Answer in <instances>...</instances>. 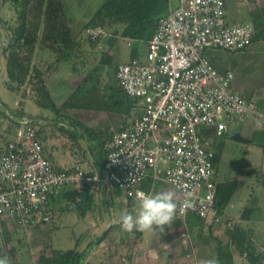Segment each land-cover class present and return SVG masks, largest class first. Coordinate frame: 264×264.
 Here are the masks:
<instances>
[{
	"label": "built area",
	"instance_id": "1",
	"mask_svg": "<svg viewBox=\"0 0 264 264\" xmlns=\"http://www.w3.org/2000/svg\"><path fill=\"white\" fill-rule=\"evenodd\" d=\"M106 32L90 27L84 37L96 40ZM256 32L252 23L230 19L226 0H178L158 21L145 61L117 68L119 86L135 106L124 126L112 130L104 174L59 167L42 138L44 123L17 119L0 151V246L5 226L14 233L51 227L66 192L111 185L138 200L149 178L176 191L182 218L224 221L214 138L230 134L257 109L236 88L234 72L218 70L208 54L246 49ZM22 89L34 97L29 84ZM228 226L234 228L232 221Z\"/></svg>",
	"mask_w": 264,
	"mask_h": 264
},
{
	"label": "rangeland",
	"instance_id": "2",
	"mask_svg": "<svg viewBox=\"0 0 264 264\" xmlns=\"http://www.w3.org/2000/svg\"><path fill=\"white\" fill-rule=\"evenodd\" d=\"M105 1L106 0H64V9H66L67 16L72 20V25L74 28L73 30L76 34V37L79 39V43L74 48L75 53L78 54L70 56L73 57L71 59L76 58L77 60H81L78 59L77 56L82 53L83 44L85 46H88L89 44L88 40L84 37L85 31L87 30L86 25L89 24L96 11ZM176 3L177 0H171V7H175ZM226 3L227 11L229 12V16L232 21L237 20L240 22L254 23L253 25H255L257 30L256 34H258L260 30L264 29V0H226ZM45 6L46 0L44 1L43 8H45ZM20 10L21 7L14 1L0 0V34L4 41L0 44V57H7V46L9 40L12 38L13 33L20 25ZM36 12V8L33 11L31 10V15H29V23L31 22L32 24L35 20L36 16L33 15ZM42 12L44 13V11ZM42 28L44 31L45 26ZM106 31V35L100 38L99 41L101 43L97 46H101L104 53L113 50L115 59L118 58L120 61H125L130 58L129 56L131 49L134 50V48H137L140 58H145V53L147 52L142 43H137L138 47L133 43H130L131 45L129 46L128 41H126L127 39L120 37V34L123 31L122 26H110L107 27ZM96 48L95 53L92 56V60L95 61L96 66H100L103 64V61L101 62L103 51L101 52L100 47L97 49ZM210 55V59L214 62L218 61V65L221 68H228L234 71L235 82L240 83L242 81V84L245 83L246 87L250 91H254L255 93L260 91L264 94V38L257 39L256 41L252 42L248 48L242 51L229 52L216 50L211 51ZM31 62L32 63L29 66L30 76L27 77L25 84L28 82H33V74L31 71L34 69L33 67H37V65L33 63L32 58ZM98 68H96L94 71H96L97 76H100L101 72ZM4 78V73L0 69V97L9 101L8 110L13 112L16 95L4 91V85L2 83ZM100 79H103V77ZM91 85L96 87V89L102 95L104 94L105 88H103L104 86L101 83L97 82V78L95 83ZM19 95L22 96V94ZM8 97L10 98L7 99ZM104 98L105 97H102V101H100L102 104L103 102L106 103L107 101L104 100ZM118 99L119 100H116L114 104H107L102 107L101 110L111 114L125 113L126 108L120 104L122 103L121 100L123 99L120 97H118ZM78 100L79 99L76 97V99L71 100V102L67 103V105L64 103L60 108L61 114L38 108L34 99L33 102L26 101L25 103V110L27 111V114L33 117V119L37 118L38 114H42L45 116L48 115V117L53 120L52 122L54 123H52V128L49 131H43L41 135L45 136L47 140L49 139L51 143L60 142V148L57 153L67 161H71V159L72 161L84 160L85 154L91 153L88 149L89 145L90 147L92 146L93 151H99V138L97 136L90 135L82 127L79 130H76L78 133L86 136L85 140L82 141L84 145L81 146L74 138L75 135H79L75 130L71 129L70 126L69 128L55 123V121L62 122V120H64L68 122L75 121L74 123L77 124L80 113L79 110L76 109ZM261 104L264 105V100ZM126 117L128 118L129 116L126 115ZM260 119L261 121H264V117H260ZM250 123L251 122H245V126ZM0 124L3 125V129H0V137L7 141L11 137V133L16 128H14L11 121L6 119L5 116H1V114ZM234 126H236V124ZM220 140L222 142L223 151L221 160H219L218 164L219 180L226 181L230 177L238 176L242 168H245V165L252 163V167L258 172H255L256 174L249 173L246 177H248V182L250 185H253L251 188L253 187L254 191L257 194H260L261 190L259 187H262V181L258 179V175L262 163L264 162V155L261 148L251 143H237L232 141L228 136L221 138ZM214 150L215 152L220 151V149L216 147ZM243 188L248 190L246 187ZM105 191L102 192L100 189L94 190V194L96 196V201L93 205L94 208L91 211H88L86 214L89 215L88 218H91L90 220L85 218L86 215L82 214L78 206L79 199L76 198L75 200H72V202L66 200L65 204L62 206V209H60L58 212V214L60 213L59 216L56 218L51 227H48L45 230L14 233L9 230L7 226H5V243L3 242L4 244L0 246L2 249V256L0 258L7 257L10 261V264H40V260H44L49 257H54L57 259L59 257L58 252L65 253L70 250H77L80 252L88 251V257L90 254L92 255V253L95 252L93 249L98 246L95 250H99V253L94 255L92 259L89 258V261L85 260L87 262H84L83 264H100V262L103 263L101 260L105 257V259H108V257L112 258L114 260V264H125L124 262L126 260L131 259L130 257L136 248L135 244H138V239H141V233L135 230H133L131 233H128L120 227L118 235L111 233L109 236L110 245L104 244L105 239L101 241L99 240L101 235L106 232H104V230H106L110 225L108 224V226H106V224H103L101 229L96 230V226L100 223L93 225L92 222L96 219H92L97 217L92 216H101L100 213L107 212L106 209L109 208V204H107L104 199L109 198L110 200V198L114 196L118 198V193L112 192L113 190H109L110 192L108 190ZM123 198L126 200L125 195ZM262 202L264 209V201L262 200ZM138 204L139 202H135V206L138 207ZM130 210L131 212L127 213L124 212L125 210L121 211L118 218H122V216L125 214L131 213L135 215L137 213L135 208L131 206ZM226 213L231 214V216L234 215L235 217L239 214L238 210L230 208L226 209ZM106 218L107 221H109V216L107 213ZM190 218L192 219L191 216L185 219L182 218L179 215L177 208L176 219L170 226H165V231H167L166 236H168L167 241L177 248L178 253L175 254L180 255V253L183 252L184 255H190L191 260L196 262L197 258H202L205 260L216 258L217 250L220 246L219 241H222L225 245L231 244L232 231L228 226L230 217L225 219L223 215L225 220L221 221L217 227L210 226L208 220L195 219L190 222L188 221ZM234 222L236 226L238 222L235 221V219ZM210 227H212L211 231ZM245 228H247V230H251L249 226H245ZM155 231L160 232L158 229ZM95 232L98 233L97 236L95 235ZM151 232L152 231L146 232L148 238ZM184 232L187 233V235H184ZM212 234L216 235L213 236ZM119 238L125 239L130 245H127L126 242L120 243L121 239L118 240ZM252 239L253 246L257 249L260 260L264 261V221L259 224V228L256 229L254 234L252 233ZM96 243H99V245ZM233 247L232 249L228 250L229 252H227L234 257L236 264H240V261L246 259V254L240 252L238 249H236V247ZM128 249H132L133 251H128ZM12 250L14 253L10 255L9 253ZM93 259L99 262H94Z\"/></svg>",
	"mask_w": 264,
	"mask_h": 264
},
{
	"label": "crops",
	"instance_id": "3",
	"mask_svg": "<svg viewBox=\"0 0 264 264\" xmlns=\"http://www.w3.org/2000/svg\"><path fill=\"white\" fill-rule=\"evenodd\" d=\"M177 4H178V0H177L175 7L177 6ZM171 8H174V7H171ZM236 17H237V15H236ZM262 30H264V29H262ZM262 30H260V31H262ZM126 41H128L129 46L132 43L137 45L136 42H133L131 40H126ZM78 43H79V39L77 38L76 44L74 45V47L71 48L67 53L64 54V53H61L64 51V49H63V51L60 50L59 52H54L47 45H45V43L39 42L36 45V47L31 51L30 57L32 58L33 63L36 64L38 68L43 67V65H47V66L52 67L51 72L47 77V86H48L50 93L52 95V98H53V100L56 103L58 108H61V106L64 103H66V101L75 93V91L78 88L83 87V89H81V91L76 95L77 99H79L77 104H76L77 105L76 109H78L80 112L79 117H78L80 121L79 120H77V121L79 123L83 124L84 126L88 127V128H92V129H95L99 132L100 131L102 132L101 137L100 138L98 137L99 138L98 139L99 151H93L92 146L90 147V145H89L88 149L90 150L91 153L85 154L84 160L72 161V159H71V161H67V160H64L57 153V151H59V148H60V145H59L60 142L51 143L49 141V139L47 140L45 138V136H43V135H42V138H43L44 142L46 143V149H47L49 156L59 167H62L64 169H73L76 167H82L87 172L96 171V173L102 174L101 172H102L103 167L101 166V163H100L101 162L100 161V148H101L100 143H101V140L103 142H108L109 140H111L112 130L113 129H120L121 127H123L127 117H126V112L120 113V114H118V113L117 114H111V113L102 111L101 108L107 104H110V103L114 104V102L116 100H119L118 97H120L121 99H124L125 94L121 90V87L119 86V83H118L117 78H116V72H117V68L120 64L127 63L131 60H134V58H133L134 56L132 53L133 50L131 49V53L129 56L130 58H128L125 61H120V60H118V58L117 59L114 58L113 50L104 53L101 46H99L101 48V52L103 51V54H102L103 57L101 58V62L103 61L102 62L103 64L100 66H96L95 61L92 60V56L95 53V48L101 42L99 41L95 46L93 45V43H89L88 46H85L83 44V48H82L83 51H82V53L79 54V56H77L78 59H81V60H77L76 58L71 59L73 57H70V56H74V55L78 54V53H75V50H74L75 46H77ZM142 44L144 45L146 52H147L148 43H142ZM99 47H97V48H99ZM251 51H252V49H251ZM145 55H146V53H145ZM136 56H137L136 59L141 60V61H145V59H146V56L144 59L140 58L139 52L137 53ZM76 63H77V65H76ZM212 63L214 64V66L218 70H220L222 72L231 70L228 68L227 69L221 68L218 65V61L217 62L212 61ZM96 68H98L100 70V72H101L100 76H97L96 71H94ZM0 69L3 71L4 76H5L4 80L2 81V83L4 85V91L7 93H12V94L16 95L14 106H13V108H14L13 112L8 110L9 101L4 100L2 97H0V104H4V106H5V109L2 110V112H0L1 116H5V114H6V116H8V117L11 116V119L17 120L19 118H16L15 116H17V114H18L17 112H19L20 106H22L24 109L23 113L25 114L24 118L30 117L31 119H33V117L31 115L27 114V111L25 110V103H26V101H32L33 102L34 98L31 96H28V95H27L28 97L19 95V94L23 93L22 88L25 85L21 88V91L9 90V87H7V85H6L7 83H10V78L8 76L6 57H3V56L0 57ZM102 77H103V79H100ZM96 78H97V82L101 83L104 86V87L103 86L102 87L105 88V92L103 94L104 96L96 89V87L91 85V84L95 83ZM26 84H28V83H26ZM235 86L239 91H241L244 94V96L248 100H252L256 103L257 112L255 114H251L247 117V120L245 122H251L250 124L245 126V122L237 123L236 126L232 127L230 134H228L227 136L232 141H235L237 143H251V144L261 148V150L263 151L262 153L264 155V121H261V119H260V117H264V105L261 104L262 101L264 100V94H263V92H260V91H257L256 93L254 91H250L246 87L245 83L242 84V81L240 83L235 82ZM76 97H75V99H76ZM102 97H105L104 100H107L106 103L103 102V104H102L100 102V101H102ZM9 98L10 97H8L7 99H9ZM21 100H23L22 105H20ZM121 102H122V100H121ZM79 104H81V105H79ZM120 104L123 105L124 108H126V103L124 100ZM85 105H86V107H85ZM38 108H40V107L38 106ZM260 114L263 116H261ZM6 116H5V118H6ZM34 120L44 123V125L41 129V134L45 130L49 131L52 128V123H54V122H52L53 120L50 117H48V115L45 116L42 114H38L37 118H35ZM74 122L75 121L68 122V121H64V120H62V122L55 121L56 124L64 125L65 127L70 126L71 129H73L75 131L79 130L81 128L80 124H75ZM76 125H78V126H76ZM13 126H14V128L17 127V125H13ZM0 127H1L0 129L2 130L3 125L0 124ZM237 133H240V135L243 138H247L249 140H252V142H243V141L235 140L234 136ZM77 134H79V135H75L74 138L76 139V142L79 145L83 146L84 144L82 141L85 140L86 136L82 135L78 132H77ZM227 136H225V137H227ZM222 138H224V137H222ZM220 139L221 138H219V137L214 138L213 148L216 147V148L220 149V151H218V152L220 153V156L222 157L223 149H222V142ZM5 143H6V140H4L3 138L0 137V151L3 149ZM59 157H60L61 161L59 160ZM68 162H71V163H68ZM217 171H218V169H217ZM255 172H258V171L252 167V163H249V164L245 165V168H242V170L238 176L230 177L226 181L219 180V173L217 176V179H218L217 185L219 186V184H220V186L221 185H225V187L227 186L225 189L226 191L228 190L226 192L227 195L231 192L230 193L231 196L229 199L228 206L225 208V210L221 214L222 218L224 215L225 219L227 217H230V221H232L233 224L235 223L234 222V219H235V221H237L238 224L242 225L243 227L249 226L251 231L253 232V234L256 231V229L259 228V224L262 221H264V209H263V202H262V200L264 201V162L262 163V166L260 168V172L258 175V179L262 181V185H261L262 187H259V189L261 190L260 194L259 193L257 194L254 191L253 187L251 188V186H253V185L252 184L250 185V183L248 182V177H246L249 173L254 174ZM112 187L113 186L108 185V186H105V187L100 189L102 192L105 190H108V191L113 190L112 192L118 193V195H117L118 198H116L114 196V197H111L110 200H109V198H106L107 200L104 199L105 202L107 204H109V206H108L109 208L106 209L107 210L106 213L109 216V221H107L106 213H100L102 217L101 216H92V217H97V218L92 219V220L96 219L92 222L93 225H95V224L97 225L98 223H100L96 226V228H97L96 230L101 229L103 224H106V226H108V224L110 225L106 230H104V232L105 231L106 232L103 235L100 234L101 238L99 240L101 241V240L105 239L104 244H106V245H108V244L110 245L109 236L111 235V233L116 234V235L119 234V230H120L121 223H122V218H118V216L120 215V212L124 211V210H125L124 211L125 213L131 212L130 206L135 208V211L137 212L138 207L135 206V202H139L136 199H128L126 196H125L126 200H124V198H123L124 195L122 194V192H120L119 190H115L114 187L113 188ZM243 187H246V188H248V190L249 189L250 190L248 191L247 189H245ZM94 190H98V189H93L92 190L93 193H94ZM141 190L146 192V193L171 191L175 194V200H176L177 206L179 205L178 194L176 193V191L172 187H170L167 183H165L163 181H159V180L156 181L152 178H149L142 184ZM70 192H72V191H70ZM222 195L223 194H222V190H221V196ZM95 198H96V196H95ZM95 201L96 200H94V202ZM107 201H109V202H107ZM65 202H63L62 205L59 207L58 212L60 211L62 206L65 204ZM93 208L94 207H92V209ZM227 208L236 209V210H238L239 214L236 217L234 215L231 216V214L226 213ZM251 208L253 209V211L246 213V211H248ZM88 217H89V215L85 216V218L90 220L91 218H88ZM208 221H209L208 223L210 224V226H216L217 227V225H219L217 223L215 224L214 222H212L211 219H209ZM234 226H235V224H234ZM32 232H35V231H32ZM166 232L167 231H165V230L163 233L157 232V231H152L149 238H148L146 232H143V233L140 232L141 233L140 234L141 239H138V244H135L136 248L134 249V252H133L132 256L130 257L131 259L126 260L124 263L125 264H203V261H205V259L197 258L196 262H194L191 260L190 255H184L183 252H181L180 255L175 254V253H178L177 248H175V246H173V244H171L167 241L168 236H166L167 235ZM95 235L97 236L98 233L95 232ZM184 235H187V233L184 232ZM212 235L215 236L216 234L215 235L212 234ZM120 239L121 238H119L118 240H120ZM121 242L127 243V241L125 239H121L120 243ZM96 244L99 245V243H96ZM128 244L129 243H127V245ZM97 247L98 246H96V248ZM95 249H93V251H95V252L92 253L93 252L92 251L91 252L92 255L90 254L91 256L89 255L86 258L87 261H89V258L92 259L94 255L99 253V250H95ZM128 251H133V250L128 249ZM105 258H102L101 261H103V263L100 262V264H114V260L112 258H109V257H108V259H105ZM87 261H85V262H87ZM94 262H99V261L94 260ZM234 264H236L235 259H234ZM240 264H252V263H250L248 260L245 259V260L240 261Z\"/></svg>",
	"mask_w": 264,
	"mask_h": 264
},
{
	"label": "trees",
	"instance_id": "4",
	"mask_svg": "<svg viewBox=\"0 0 264 264\" xmlns=\"http://www.w3.org/2000/svg\"><path fill=\"white\" fill-rule=\"evenodd\" d=\"M12 1L21 7L19 12L20 25L13 33V36L9 40L7 46L8 52L6 59L10 83H7L6 85L9 87V90L21 91V88L25 85L27 77L30 76L29 66L32 63L30 53L39 42L45 43V45H47L54 52H59L60 50L63 51L64 49V51L61 53L65 54L74 47L77 37L73 30L74 28L72 25V20L67 16L66 9H64V0H46L45 8H43L45 0ZM35 8L37 12L34 13L33 16H36V18L31 24V22L29 23V15H31V10L33 11ZM170 8L171 0H106L96 11L92 20L86 25V27L90 28L102 26L103 28L107 29V27L110 26L120 25L123 27V31L120 34L121 38L131 40L136 43H148L158 27V21L160 18L169 13ZM42 11H44V13ZM43 26H45L44 31L42 28ZM259 38H264V30L259 31L258 34L255 35L253 42ZM87 40L89 43H93L95 46L100 39ZM2 42L4 41L0 34V44ZM137 51V48H134L132 51L134 60L137 58ZM208 55L210 57V54ZM33 68L34 69L31 71L33 74V82H28V84L32 87V91L34 92V101L40 108L60 114L61 109L57 107L47 86V77L50 74L52 67L43 65L41 68ZM81 89H83V87L78 88L75 93L66 101L65 105L70 103L71 100L75 99L76 95L81 91ZM22 96L28 97L26 92H23ZM123 100L126 103V115L130 116L135 106V101L126 94L124 95ZM22 101L23 100L20 101V105L23 104ZM4 109V104H0V112H2ZM23 111V107L20 106V110L17 112L18 114L15 117L23 119L25 117ZM6 118L10 120L13 125L19 124L16 119H11V116H6ZM77 124H80V126L84 128L90 135H95L99 138L102 135L101 131L99 132L95 129L88 128L79 122ZM109 142L110 140L108 142H103L101 140L100 143V163L103 167L101 172L102 174H104V168L109 154V149L107 148V144ZM220 159V153L216 152L215 162L217 169ZM88 174L94 175L96 174V171H90ZM113 187L115 190H118L116 186ZM226 187L225 185H217L219 215H221L228 206L231 196V192L228 195L226 194L228 191L225 190ZM221 190L224 196H221ZM76 198L79 199L78 206L83 215H86L88 211L92 210L95 194L92 192L91 187L83 190L82 192H66L63 195L62 202H65L66 200L72 202V200H75ZM250 211H253V209H249L246 211V213H249ZM58 216L59 214L57 212L56 218ZM190 216L192 217V219L190 218L188 220L190 222L195 219H201L195 215ZM211 228L212 227H210V230ZM230 230L232 231L231 244L225 245L222 241H219L220 246L217 250L216 256V258L219 260V264H234V257L228 253V250L232 249L233 246V248L236 247V249H238L240 252L245 253L246 259L250 263L264 264V261L260 260L257 249L253 246V232L251 230H247L240 224H236V226ZM13 253L14 251L12 250L9 254L11 255ZM58 254L59 257L57 256V259L54 257H49L47 259L40 260L39 263L83 264L88 255V251L80 252L77 250H70L65 253L58 252ZM1 256L2 249L0 248V257Z\"/></svg>",
	"mask_w": 264,
	"mask_h": 264
},
{
	"label": "clouds",
	"instance_id": "5",
	"mask_svg": "<svg viewBox=\"0 0 264 264\" xmlns=\"http://www.w3.org/2000/svg\"><path fill=\"white\" fill-rule=\"evenodd\" d=\"M137 199L139 201L137 213L122 216L121 228L125 232L131 233L135 230L143 233L158 229L163 233L165 226H170L176 219L178 206L173 192L146 193L140 191ZM0 264H10V261L7 257H3L0 258ZM203 264H219V260L211 258L203 261Z\"/></svg>",
	"mask_w": 264,
	"mask_h": 264
},
{
	"label": "water",
	"instance_id": "6",
	"mask_svg": "<svg viewBox=\"0 0 264 264\" xmlns=\"http://www.w3.org/2000/svg\"><path fill=\"white\" fill-rule=\"evenodd\" d=\"M234 139L237 140V141H243V142H252V140H249L247 138H243L240 133H237L235 136H234Z\"/></svg>",
	"mask_w": 264,
	"mask_h": 264
}]
</instances>
